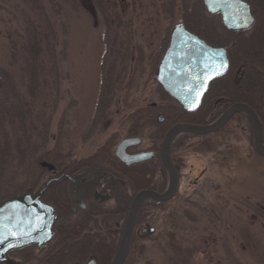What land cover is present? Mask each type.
I'll return each mask as SVG.
<instances>
[{
    "label": "rangeland",
    "instance_id": "obj_1",
    "mask_svg": "<svg viewBox=\"0 0 264 264\" xmlns=\"http://www.w3.org/2000/svg\"><path fill=\"white\" fill-rule=\"evenodd\" d=\"M99 1L97 9L91 0H0V98L9 101L18 97L23 107L24 60L30 55L29 46L37 43L39 53L29 61L39 83L33 90L27 119L32 128L28 140L32 144L37 141L34 126L38 130L47 125L45 150H57L62 159L94 158L109 141L113 151L122 140L133 137V113L161 103L153 55L165 31L170 32L177 23L190 22L192 14L201 18L202 24L196 28L201 35L207 36L202 27L208 21L216 28L215 37L225 31L219 16H209L200 0ZM51 34L54 74L43 42ZM108 37L119 47L127 43L121 51L127 47L134 56L128 64L130 74L106 119L91 126ZM138 48L144 56L142 64L135 65ZM106 58L108 67L113 66L111 57ZM234 118L219 135L209 136L216 148L214 153L193 152L202 137L185 135L176 139L173 149L181 143L174 150L181 166L178 195L169 205L165 221L160 222L157 214L153 224L157 236L141 240L133 264H264V158L253 148L248 120ZM139 128L142 130L136 137L142 144L135 151L153 146L159 150L163 139L158 141L156 129L145 125ZM21 159L14 152L1 179L6 199L22 193L27 183V175L18 167ZM153 164L157 163L151 161ZM201 172L203 176L193 185Z\"/></svg>",
    "mask_w": 264,
    "mask_h": 264
},
{
    "label": "flooded vegetation",
    "instance_id": "obj_2",
    "mask_svg": "<svg viewBox=\"0 0 264 264\" xmlns=\"http://www.w3.org/2000/svg\"><path fill=\"white\" fill-rule=\"evenodd\" d=\"M242 1L251 7L254 19L253 26L243 32H230L221 24L225 30L223 36L226 35L225 33L243 36V34L246 35L251 32L256 26L258 14L249 2L251 0ZM200 2L203 8H205L203 1L200 0ZM262 3H264V0H262ZM207 14L209 16H219ZM191 16L192 19L190 22L186 20L177 24H182L190 34L203 40L206 44L211 45L204 39L206 35H199V30L196 29L199 23L202 24L200 22V16L195 14ZM203 26L202 33L207 34V37L210 39L214 38L216 28L213 24L208 21ZM172 29L170 32L165 31L158 52L153 55L157 59L156 68H158L160 61L169 47ZM192 30H195V32ZM224 49L227 51L229 61V48L225 47ZM213 82L209 84L207 92ZM155 106L153 105V107ZM161 119L162 122H160ZM163 122L164 119L162 116L158 115L157 123L161 124ZM128 138L139 137L133 136ZM175 142L176 140L170 149V159L177 173L176 192L167 202L156 203L153 201H145L140 205L135 219L131 244L125 258V261L128 260L131 264L137 258L138 245H140L141 240L145 238H156L157 230L153 224L156 223L157 214L159 213L161 216H159L160 222L165 221L168 207L178 195L181 166L176 162V151L174 152V150L179 148L181 143H178L173 149ZM117 146L113 151L111 150L113 158L110 162L91 157L80 160H73L71 158L72 161L69 158L62 159L60 157L55 158V162L37 161L39 169L43 170V172H36L30 175L31 177L38 178V182L27 193L36 192L48 184L40 200L54 210L55 218L51 229L52 236L50 241L41 247L29 245L8 252L7 255L10 260L16 264L112 263L118 253L130 215V208L137 193L141 191H153L161 194L166 190L168 184V174L160 159V149L158 150L157 147L153 146L144 151H135V148L139 146L130 147L125 151L129 156L151 152L154 153V158L139 164L125 166L114 156ZM151 161L157 164L151 166ZM41 162L52 165L55 170L48 171L46 168L41 167ZM202 176L203 173L201 172L200 176L195 178L193 185H196ZM152 179H154L153 188L136 190L137 183L148 185ZM157 181L158 186H156ZM150 230H153V232L151 233Z\"/></svg>",
    "mask_w": 264,
    "mask_h": 264
},
{
    "label": "trees",
    "instance_id": "obj_3",
    "mask_svg": "<svg viewBox=\"0 0 264 264\" xmlns=\"http://www.w3.org/2000/svg\"><path fill=\"white\" fill-rule=\"evenodd\" d=\"M91 1L97 9L100 7L99 0ZM249 2L257 11L258 21L254 29L246 34V36L244 34L243 36H239L225 33L230 41H223L221 35H216L214 38H216L217 42L214 38L210 39L204 36V39L211 45L224 48L229 46L230 68L223 78L212 83L199 110L192 114L184 113L168 95L161 90L159 92L161 98V103L159 105L155 107L149 105L145 108L137 109L131 116L132 120L135 121V126L131 130V136H138L139 132L142 130L140 128L138 130L139 125H145L154 127L158 136L157 139L161 141L170 127L176 124H206L207 121L211 122L215 120L227 107L234 104H245L251 108L261 121L264 130V3H262V0H251ZM192 31L195 32V30ZM199 35L201 34L199 33ZM106 41L107 50L101 64L100 90L96 103L95 117L91 126L106 119L108 110L117 92H120L123 88L125 80L130 74L128 64L131 59L133 60L134 56V54L131 56V51L127 49V47L121 51L123 45L128 46L127 43H123L121 44L122 46L119 47V43L115 39L112 40L108 37ZM218 41L223 42L218 43ZM43 42H45L47 48V55L50 56V71L54 74V63H56V61L54 57L53 35L51 34L50 37L45 36ZM27 53L30 55L28 57L26 56L24 60L25 67L23 72L25 75V82L23 86L26 98L22 103L23 107H21V102L18 97L10 99L9 101H11V104H8L9 101H4V99L0 98V203L6 200L1 190L4 184L1 179L5 174V170L11 165L10 160L13 159L14 152L22 158L18 167H21L24 174L27 175L24 176V179L28 184L26 183L22 189L25 192H29L38 182L37 178L30 176L38 171L41 172L37 161L44 160L47 162H55L54 159L60 157L57 150H45L49 138V129L47 125L44 124L38 130L34 126L37 132V141L32 144V142L29 143L28 140V136L31 132L30 129L32 128L27 125V119L30 118L32 110L33 90L35 89V85L39 83L29 61L34 60L37 53H39V50H37V43L30 45ZM106 56L111 57L113 66L108 67ZM143 56L142 49L138 48L135 65L142 64ZM154 61V67H156L157 59ZM131 75L130 79L133 80L135 72ZM158 115L162 116L164 119V122L161 124L157 123ZM243 117L244 116L236 115L234 119ZM226 128L209 136L216 137ZM209 136H204L201 142H197V146L193 148L194 153L215 152L216 148L211 144L213 141ZM111 147V142L109 141L103 145L93 157L110 162L113 158ZM153 184L152 182L150 185L137 183L136 190L153 188ZM124 264H131V262L126 260Z\"/></svg>",
    "mask_w": 264,
    "mask_h": 264
},
{
    "label": "water",
    "instance_id": "obj_4",
    "mask_svg": "<svg viewBox=\"0 0 264 264\" xmlns=\"http://www.w3.org/2000/svg\"><path fill=\"white\" fill-rule=\"evenodd\" d=\"M202 1L207 13L220 16L221 24L227 31L243 32L253 26L251 7L242 0ZM228 69L229 61L224 48L206 44L190 34L182 24H177L172 29L169 47L160 61L154 80L185 113L190 114L199 109L209 84L224 77ZM235 115H243L248 120L253 131V148L259 157L264 158L262 123L255 112L245 104L228 107L217 120L208 125L172 126L167 131L160 148V159L168 174L167 188L161 194L153 191L137 193L130 208L118 253L111 264H123L125 261L140 205L145 201L164 203L175 194L177 173L170 159V149L174 140L180 135L206 136L217 133ZM140 144L139 138H126L118 144L114 156L125 166L153 159L154 153L151 152L133 156L125 153L128 148ZM41 167L48 171L55 170L46 162H41ZM46 186L36 192L19 193L0 203V264H16L7 255L12 250L29 245L41 247L50 241L55 213L52 207L40 200ZM150 232L152 233L153 230Z\"/></svg>",
    "mask_w": 264,
    "mask_h": 264
},
{
    "label": "bare ground",
    "instance_id": "obj_5",
    "mask_svg": "<svg viewBox=\"0 0 264 264\" xmlns=\"http://www.w3.org/2000/svg\"><path fill=\"white\" fill-rule=\"evenodd\" d=\"M218 33V32H217ZM219 34V33H218ZM220 35V34H219ZM221 37H224L223 38V41H230V39L228 38V36L224 35V36H221ZM229 47V46H228ZM222 48V47H221ZM242 116V115H241ZM263 141H264V134H263Z\"/></svg>",
    "mask_w": 264,
    "mask_h": 264
}]
</instances>
